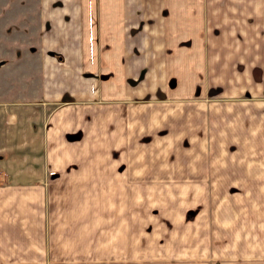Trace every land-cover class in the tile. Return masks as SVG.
Returning a JSON list of instances; mask_svg holds the SVG:
<instances>
[{
  "label": "crops",
  "instance_id": "obj_1",
  "mask_svg": "<svg viewBox=\"0 0 264 264\" xmlns=\"http://www.w3.org/2000/svg\"><path fill=\"white\" fill-rule=\"evenodd\" d=\"M31 16L46 95L43 111L0 112V264H264V34L251 63L236 55L256 99L177 101L202 70L194 32L172 37L193 40V67L164 100L118 84L99 111L49 108L82 98L86 57L115 71L132 39L152 54L155 18L264 24V0H37Z\"/></svg>",
  "mask_w": 264,
  "mask_h": 264
},
{
  "label": "rangeland",
  "instance_id": "obj_2",
  "mask_svg": "<svg viewBox=\"0 0 264 264\" xmlns=\"http://www.w3.org/2000/svg\"><path fill=\"white\" fill-rule=\"evenodd\" d=\"M36 2L37 0H0V112L27 114L44 110L41 108L43 106H38V103L42 101V96L46 95L45 84L43 85V80L40 79L42 74L38 70L44 57L36 54V41L32 39L31 32V14ZM205 19L208 18L205 17ZM138 31L139 29H137V35ZM153 32V39L148 41L147 45L149 49L147 51L152 54L147 56L140 54L139 51H143L142 48L146 46L140 45L142 41L139 43L138 40L132 39L128 42L134 43L133 45L137 47V55L122 56L121 68L115 71L112 70L113 67L118 66H114L110 59L103 61L102 57H86L89 60L90 69L75 72L74 75L77 78H80L78 75L81 76L87 86L77 82V85L73 83V88H71L73 91L82 89L83 94L80 96L82 98L73 99L72 95L64 96L61 100L51 103L49 108L68 101V103L74 102L80 106L83 105L81 107H86L89 112L99 111L101 109L97 107L112 102V90L114 87L118 89V84L121 87L119 89L122 97L128 95L129 91H134L135 88L136 95H142L143 91L152 85L156 86L152 88V92L141 97L154 102L164 100L166 92L173 94L172 92L176 89V77L183 75L185 77L189 74L187 69L193 67L187 62L190 59L188 56L192 55L193 40L190 38L177 42L172 37L177 33L193 37L194 32L200 34L201 38L198 48L201 50L202 70L194 74L191 71V75L188 76L190 80L192 76L198 80L194 89H180L181 94L189 95V99L184 97L177 101L206 103L256 99V97L250 96L251 88L246 89L247 87L240 86L246 73L242 72V68L245 67L241 66L240 58L236 62V55L243 54L241 56L242 64L245 65L257 57L256 52L262 42L258 36L264 34V24L191 23L185 21L183 23H162L159 18H155ZM167 35L170 39L166 38ZM177 43L179 47H177ZM176 48L183 51L179 50L178 54ZM248 51L249 55H246ZM210 56L213 57V62L209 61ZM145 58L149 61L147 66L144 64ZM180 59H184V63H180ZM225 77L232 81L233 86L229 87L223 84L228 80ZM216 80L222 86H217ZM228 84L230 83L228 82ZM106 85L110 87L107 88ZM160 85H162L163 91ZM71 89L68 88V91ZM184 106L186 109L194 107L189 103H184ZM10 132L13 131L10 130ZM24 154L31 156L32 152Z\"/></svg>",
  "mask_w": 264,
  "mask_h": 264
}]
</instances>
